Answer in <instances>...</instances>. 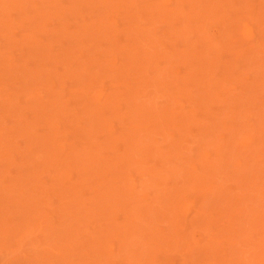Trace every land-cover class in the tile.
Returning a JSON list of instances; mask_svg holds the SVG:
<instances>
[{"label": "rangeland", "instance_id": "1", "mask_svg": "<svg viewBox=\"0 0 264 264\" xmlns=\"http://www.w3.org/2000/svg\"><path fill=\"white\" fill-rule=\"evenodd\" d=\"M0 264H264V0H0Z\"/></svg>", "mask_w": 264, "mask_h": 264}]
</instances>
